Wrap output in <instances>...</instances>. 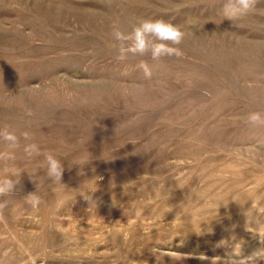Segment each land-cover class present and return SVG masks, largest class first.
Listing matches in <instances>:
<instances>
[{"label":"rangeland","instance_id":"obj_1","mask_svg":"<svg viewBox=\"0 0 264 264\" xmlns=\"http://www.w3.org/2000/svg\"><path fill=\"white\" fill-rule=\"evenodd\" d=\"M219 6L0 0V125L30 132L39 145L41 155L31 158L17 149L15 163L38 173L43 199L37 210L23 202L38 182L22 173L16 210L0 221V264H195L166 254L189 252L195 240L160 237L149 249L142 240L130 244V231L153 232L147 212L167 208L166 198L225 192L238 182L264 187V127L245 122L264 112V17L220 23ZM140 17L190 33L182 57L148 59L151 79L135 68L138 57L119 62L112 48L113 26L128 31ZM45 152L62 160L65 187L43 183ZM88 155L83 165L73 162ZM203 247L194 251L201 264L212 260Z\"/></svg>","mask_w":264,"mask_h":264},{"label":"clouds","instance_id":"obj_2","mask_svg":"<svg viewBox=\"0 0 264 264\" xmlns=\"http://www.w3.org/2000/svg\"><path fill=\"white\" fill-rule=\"evenodd\" d=\"M218 2L220 5V23L227 19L233 25H236L249 15L264 17V8L257 7L262 0H218ZM188 36H190L189 32L181 25L170 20L140 17L136 19L128 31L121 29L119 26H113L112 37L117 43L112 45V48L115 52V58L119 62L127 61L130 56L138 57L139 60L135 68L143 73L145 79H151L153 70L148 59L159 61L165 57H182L183 52L179 46ZM234 119L238 120L239 117H234ZM245 122L253 128L264 127V112H250L245 118ZM21 138L25 141L23 145L21 144ZM31 140L32 135L28 131H24L20 136H17L11 130L10 125H0V145L5 146L3 150H0V221L5 219L4 212L6 210H16L15 201L12 197L17 185L20 183L22 173H27L34 182H38V191L27 195L23 202L33 210H37L43 203V199L39 195L42 182L37 178L38 173L21 169L15 163L17 159L16 150L21 147L29 158L41 155L39 145L30 142ZM43 155L44 161L41 165L44 169L43 183L45 180H50V185L58 188L65 187L62 183L64 172L62 160L52 152H45ZM88 159L89 155L73 162L83 165ZM103 159H105L104 156ZM93 181L95 182V180ZM248 222L249 225L254 223L255 227L248 226L247 231L258 236L260 242L264 244V220L248 217ZM242 243V241L235 243L233 253L225 261V264H255L257 260H264V248L256 249L250 255L241 257ZM205 258L207 259V257ZM220 260V257H214L211 264H219Z\"/></svg>","mask_w":264,"mask_h":264},{"label":"bare ground","instance_id":"obj_3","mask_svg":"<svg viewBox=\"0 0 264 264\" xmlns=\"http://www.w3.org/2000/svg\"><path fill=\"white\" fill-rule=\"evenodd\" d=\"M226 182L227 180L225 183ZM259 182L254 183L255 186L253 190L244 189V187H247V185L249 186L250 183L243 184L242 182H238L232 187H230L231 184H228L230 188L225 192L212 193L214 192L212 191L211 194H198V191V193L188 197L185 195V197L175 196L173 198L163 199L162 203L166 204L168 206L167 208L163 205L156 206L151 209L150 212H147L148 219L153 222L152 228L155 227L153 232L148 235H143L140 233L139 229L136 227L133 228L130 231V236H132L130 244L134 243L133 245H135L136 241L142 240L141 242H144L150 249L153 247L152 245L154 242L158 241L160 237L173 239L174 235L179 234L182 240L186 239L189 242L195 240V243H192L188 247L190 251L183 253L180 249H175L173 246L174 248L170 249L166 254L169 253L171 257L181 261H185L186 259L182 254H186L185 256H188L190 261H193L195 264H201V257L195 255L194 251L200 246H204L203 251H207L211 254L212 259L214 257H220V261H224L222 263L225 264V261H227L233 253L235 243L242 241L241 257H246L254 250L264 248V244L260 242L259 237L247 231L248 226L255 227L254 223L249 225L248 217L250 219L264 220V190L262 191L263 186H259L261 184H259ZM211 186H209V188ZM222 189L223 188H221V190ZM166 222L172 223L173 226L169 229H165L163 224H166ZM166 225L169 227V224ZM115 232L113 239L116 243H120L122 241V233L119 230ZM211 237H215L217 241L210 243ZM166 245L169 248L170 244L168 242H166ZM211 261L203 262V264H211ZM220 261L219 264L221 263ZM255 264H264V260H257Z\"/></svg>","mask_w":264,"mask_h":264}]
</instances>
